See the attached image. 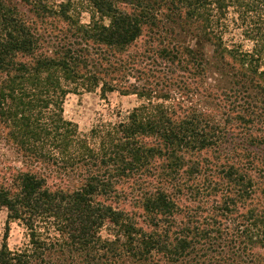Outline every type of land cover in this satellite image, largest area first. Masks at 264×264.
I'll return each mask as SVG.
<instances>
[{"label": "trees", "instance_id": "16d2710c", "mask_svg": "<svg viewBox=\"0 0 264 264\" xmlns=\"http://www.w3.org/2000/svg\"><path fill=\"white\" fill-rule=\"evenodd\" d=\"M26 1L34 16L0 0V130L45 171L0 175V264H264V20L245 30L252 50L224 40L230 6L250 22L262 2ZM50 17L69 23L62 35ZM193 24L191 45L174 28ZM98 87L147 102L83 134L64 100ZM11 221L31 232L23 250L7 246Z\"/></svg>", "mask_w": 264, "mask_h": 264}, {"label": "rangeland", "instance_id": "374dc122", "mask_svg": "<svg viewBox=\"0 0 264 264\" xmlns=\"http://www.w3.org/2000/svg\"><path fill=\"white\" fill-rule=\"evenodd\" d=\"M14 4H16L20 10L28 13L30 16H34V12L32 10V4L27 2L26 0H10ZM67 0H48L49 5L57 6L61 3L66 2ZM252 2L257 4V0H245V2ZM261 6L264 5V1ZM243 8H238L236 6H230L229 12L227 14V28L224 32V40L226 45H240L244 50H252L254 47V42L249 39L245 35V30H247V26H253L254 21L261 19L264 20V10L252 13V17L250 22L244 21L243 18ZM74 18L81 23L87 24L91 21V12L88 6L85 3H79L76 7L71 11ZM259 13V14H258ZM259 15V16H258ZM61 19V18H60ZM43 26L48 29L49 33L53 35H62L60 30L62 27L68 28L69 23L64 22L63 20L58 21L57 19L50 17L46 18L43 21ZM108 21H106L107 23ZM255 24V23H254ZM196 25H183L180 27L179 25H175V33L179 35L178 38L184 39L187 43L193 45L196 41L195 33H196ZM66 33V32H65ZM141 43V40H139ZM204 53L208 58L212 56L213 46L210 43H206L204 45ZM132 82L135 81L133 77L130 78ZM213 82V81H209ZM147 100L145 98H141L136 94H123L119 90H114L112 92H108L103 94L101 87L96 88L93 91H86L80 89L76 93H69L63 104V116L65 119L72 121L78 125V128L83 134H90V131L101 125H109L119 123L121 121H126L133 111V109L137 106H140L143 103H146ZM3 134L7 133V130H2ZM0 175L4 177H13V171H18V168L21 169H35L39 171H45V167L41 166H32L25 165L22 157L15 151V146L13 144L6 142L4 140V136L0 130ZM97 141L99 139L97 138ZM9 143V144H8ZM16 173V172H15ZM45 173V172H44ZM75 178V179H74ZM73 179V180H71ZM70 179V183H74L78 180L76 175ZM49 183H54L57 186L60 183L56 177L50 179ZM212 183L208 180H202L198 183L199 189L197 191H212L211 189ZM119 192L122 188V191H129L127 186L118 185L117 186ZM264 188V186L262 187ZM258 195H261V188L258 191ZM264 200V198H263ZM262 200V201H263ZM102 201H106L107 203H111L115 207H123L121 201L116 202L112 200H107L103 198ZM253 203H257L254 200ZM132 209V207L127 208ZM8 219V211L6 208H0V248L4 242V235L7 226ZM10 231L9 236L7 238V246L11 251H19L23 250L31 244V235L30 230L26 227V225L21 221H11L10 222ZM109 231L107 229L102 230L103 236H108ZM51 234V233H50ZM69 254L66 253V256Z\"/></svg>", "mask_w": 264, "mask_h": 264}]
</instances>
